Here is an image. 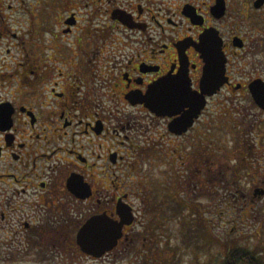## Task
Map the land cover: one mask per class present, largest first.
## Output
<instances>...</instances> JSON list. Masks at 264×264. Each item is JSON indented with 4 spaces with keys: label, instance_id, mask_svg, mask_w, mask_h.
Here are the masks:
<instances>
[{
    "label": "flooded vegetation",
    "instance_id": "obj_1",
    "mask_svg": "<svg viewBox=\"0 0 264 264\" xmlns=\"http://www.w3.org/2000/svg\"><path fill=\"white\" fill-rule=\"evenodd\" d=\"M29 5L0 0V264H116L135 248L143 251L137 264H163L164 243L151 228L159 232L158 219L179 202L164 189L167 165L181 161L186 171L173 186L212 182L208 110L220 94L264 116L252 96L254 84L264 88V0H54L51 24L43 20L48 50L37 44ZM209 30L222 40L227 81L176 128L190 110L175 106L188 103L177 92H200L197 46ZM154 87L166 105L158 112L149 107L155 101L139 100ZM198 137L210 143L201 140L198 149ZM252 143L247 155L255 165L264 158V134ZM233 147L234 182L245 154L242 143ZM261 183L249 202L264 198ZM124 215L131 222L110 250L83 251L78 233L88 220ZM253 235L220 243L217 264H264V233Z\"/></svg>",
    "mask_w": 264,
    "mask_h": 264
},
{
    "label": "rangeland",
    "instance_id": "obj_2",
    "mask_svg": "<svg viewBox=\"0 0 264 264\" xmlns=\"http://www.w3.org/2000/svg\"><path fill=\"white\" fill-rule=\"evenodd\" d=\"M53 1L26 0L30 4L32 13L35 14L36 41L40 49L48 50L50 36L46 33L48 24L44 26L45 22L43 20L46 19L51 24L54 15L50 16L48 14V4ZM52 6L55 8L54 4ZM52 10L54 9H50V12ZM20 17L23 18L24 16ZM53 28L54 35H57L59 25H55ZM224 96L228 97L226 92L220 94L217 98L215 97L208 110L212 120V128L209 132L212 146L209 145L208 148L214 157L217 156L213 163L214 179L212 182L205 186L203 182H197L196 186L193 185L194 181L190 186L186 185L185 182V184L177 182L173 186L171 179L174 176L181 175V173L185 176L186 171L180 168L182 166L181 161H176L173 165H167L169 168L166 169L168 176L164 185L166 195L170 192L167 189L171 188V198L175 195L185 205L180 215L173 213L168 217L158 219L159 222L156 223V226L159 232L154 229V226L151 228L154 233V241L158 237V241L162 239L164 243L163 264H201V262L208 259L212 260L213 264H217L218 260L215 255L218 251L221 252L220 243L224 244L228 238L231 241L236 240L235 242L254 241L256 239L252 237H254L255 230L264 233V198L255 202H249L248 200V194L254 185L259 184L261 186V182L264 180V158L261 156L253 165L249 162L250 156L247 155L248 151H251L250 155L254 151L248 145H253L252 141L255 142L256 137L264 134V123H262L264 122V116L259 115V112L249 106V103L234 105L226 100ZM257 118H260L258 122ZM204 139L207 140V143H210L208 137H198V149H201V146H199L201 145L200 141ZM233 142L235 145L242 143L241 150L245 154L243 170L234 182L229 178L234 165L230 159V152L234 149V147L231 148ZM226 150H228V159L225 158ZM169 159L167 157L165 159L167 164L172 163ZM222 178L224 180H221ZM230 189L234 193L239 190L243 195L237 200L229 192ZM183 223L186 225H183ZM159 236L161 237L159 238ZM211 242L213 244L212 249L208 247ZM215 247L217 250L213 249ZM129 252L132 255L118 257L116 264H128V258H132L136 264L142 261L143 251L141 252V250L135 248L134 252ZM210 254L211 258L209 257ZM101 264H107V262Z\"/></svg>",
    "mask_w": 264,
    "mask_h": 264
},
{
    "label": "water",
    "instance_id": "obj_3",
    "mask_svg": "<svg viewBox=\"0 0 264 264\" xmlns=\"http://www.w3.org/2000/svg\"><path fill=\"white\" fill-rule=\"evenodd\" d=\"M197 50L203 60L202 77L200 79V92L189 94L183 88L177 92L175 97L187 99L188 103L183 101L177 102L175 106H187L190 110L183 115L179 120L174 122V126L190 124L189 120L197 117L200 110L205 106V97L214 94L219 87L227 81L225 77V62L226 58L222 51V40L215 30L205 32L201 37ZM252 96L254 102L264 109V88L258 87L256 84L252 87ZM157 87L152 89L148 96L139 97L140 101H155L150 102L149 107L153 111H161L166 105L159 99ZM130 216H122L119 222H115L107 217H95L86 222L78 233V242L87 254L94 256L102 255L110 250L117 242L120 236L121 227L124 224H130Z\"/></svg>",
    "mask_w": 264,
    "mask_h": 264
},
{
    "label": "trees",
    "instance_id": "obj_4",
    "mask_svg": "<svg viewBox=\"0 0 264 264\" xmlns=\"http://www.w3.org/2000/svg\"><path fill=\"white\" fill-rule=\"evenodd\" d=\"M174 195V194H173ZM184 203H182L180 200H179V202L177 203V205L175 206V215L177 214V215H180L181 214V210L183 209V207H184ZM182 206V207H181ZM166 217V216H165ZM167 217H168V215H167ZM183 225H186L185 223H183ZM182 225V226H183ZM201 227L199 226V229H200ZM189 232H191V231H189ZM143 264H149L148 262H143Z\"/></svg>",
    "mask_w": 264,
    "mask_h": 264
}]
</instances>
